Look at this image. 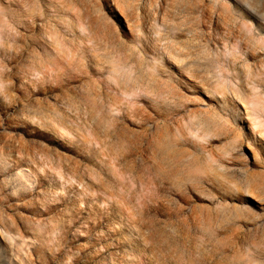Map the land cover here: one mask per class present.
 <instances>
[{
    "label": "rangeland",
    "instance_id": "1",
    "mask_svg": "<svg viewBox=\"0 0 264 264\" xmlns=\"http://www.w3.org/2000/svg\"><path fill=\"white\" fill-rule=\"evenodd\" d=\"M0 264H264V0H0Z\"/></svg>",
    "mask_w": 264,
    "mask_h": 264
}]
</instances>
